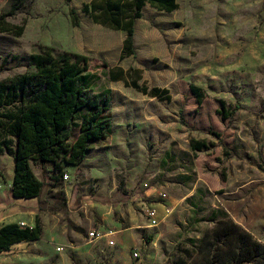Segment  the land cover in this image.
<instances>
[{
  "label": "rangeland",
  "instance_id": "obj_1",
  "mask_svg": "<svg viewBox=\"0 0 264 264\" xmlns=\"http://www.w3.org/2000/svg\"><path fill=\"white\" fill-rule=\"evenodd\" d=\"M89 1L0 0V28L23 26L19 37L0 30V83L23 74L43 46L83 55L95 90H110L112 123L78 166L29 162L44 186L24 222L37 220L40 238L0 252V264H206L212 253L200 241H212L224 215L264 245V0L146 7L134 56L123 60L125 33L93 24L81 12ZM116 66L140 70L138 84L169 99L110 81ZM195 141L206 148L193 150ZM12 173L2 153L0 197ZM92 229L112 232L114 245L90 240Z\"/></svg>",
  "mask_w": 264,
  "mask_h": 264
},
{
  "label": "trees",
  "instance_id": "obj_2",
  "mask_svg": "<svg viewBox=\"0 0 264 264\" xmlns=\"http://www.w3.org/2000/svg\"><path fill=\"white\" fill-rule=\"evenodd\" d=\"M146 7L171 13L178 4L177 0H90L81 12L95 25L125 33L119 56L123 60L134 56L135 25ZM69 17L72 26L78 27V15L72 8ZM0 30L19 37L23 26ZM108 78L147 97L169 99L165 89L139 85L138 69L112 67ZM94 80L87 57L43 46L30 58L23 74L0 83V155L13 157L9 188L13 198H38L42 192L44 183L33 174L30 161L53 164L58 171L63 165L78 166L95 143L108 138L111 93L109 89L96 91ZM190 90L202 97L199 88L192 85ZM192 144L193 150L206 148L203 141ZM224 217L212 231V241L206 237L200 241L202 249L212 253L206 264H264V245ZM40 234L37 220L32 228L6 224L0 228V252L21 242L37 241Z\"/></svg>",
  "mask_w": 264,
  "mask_h": 264
},
{
  "label": "crops",
  "instance_id": "obj_3",
  "mask_svg": "<svg viewBox=\"0 0 264 264\" xmlns=\"http://www.w3.org/2000/svg\"><path fill=\"white\" fill-rule=\"evenodd\" d=\"M13 173L10 176L8 182V196L0 197V228L6 224H19L25 223L24 220L32 221L34 220V204L36 198L31 199H22V198H13L9 188L12 184ZM1 193V191H0ZM26 224V223H25ZM32 228L34 225L27 224V227ZM24 242L15 244L17 246L23 244ZM2 253H0L1 255Z\"/></svg>",
  "mask_w": 264,
  "mask_h": 264
},
{
  "label": "built area",
  "instance_id": "obj_4",
  "mask_svg": "<svg viewBox=\"0 0 264 264\" xmlns=\"http://www.w3.org/2000/svg\"><path fill=\"white\" fill-rule=\"evenodd\" d=\"M63 177L65 180L67 179L66 174ZM161 198H165V195H161ZM145 215L149 220H151L150 222H151L152 226H157L158 220H157L156 212L153 209L147 208L145 210ZM18 226L20 228H25V227H27V224L19 223ZM111 236H112V232L98 231L95 229H92L91 231L88 232V237L90 240L105 239L108 245L113 246L114 241L110 238ZM56 251L60 252L61 248H59V247L56 248Z\"/></svg>",
  "mask_w": 264,
  "mask_h": 264
}]
</instances>
